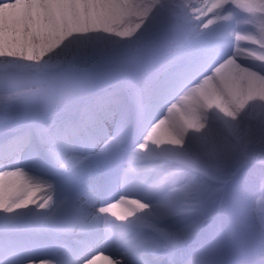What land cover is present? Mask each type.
Listing matches in <instances>:
<instances>
[{"label": "snow or ice", "instance_id": "snow-or-ice-1", "mask_svg": "<svg viewBox=\"0 0 264 264\" xmlns=\"http://www.w3.org/2000/svg\"><path fill=\"white\" fill-rule=\"evenodd\" d=\"M36 7L0 0V58L7 61L0 63V152L14 162L0 170V264H151L161 247L171 250L168 264H264V69L233 53L209 62L215 0L205 7L197 0H64L52 5L62 19L50 15L48 24L62 23L65 34L48 51L34 42ZM81 35L98 38L71 44ZM247 38L256 39V23ZM233 62L239 74L230 79L222 68ZM100 80L110 86L81 88L73 106L74 85ZM42 111L47 119L38 124ZM106 121H114L111 135ZM130 125L144 135L120 180L139 178L144 195L122 194L93 211L86 202L105 185L107 169L90 161L119 149ZM93 127L104 137L98 151ZM85 142L91 147L82 153ZM25 152L87 190L54 199L50 185L15 166ZM249 165L258 166L254 197L237 207L228 189ZM160 169L167 170L149 181ZM41 192L48 194L37 200ZM210 200L222 202L215 219L203 213ZM24 236L71 243H59L56 258L26 260ZM101 241L116 254L82 258Z\"/></svg>", "mask_w": 264, "mask_h": 264}, {"label": "bare ground", "instance_id": "bare-ground-1", "mask_svg": "<svg viewBox=\"0 0 264 264\" xmlns=\"http://www.w3.org/2000/svg\"><path fill=\"white\" fill-rule=\"evenodd\" d=\"M32 2H33V4L38 5V7L32 9V12H33L34 16L38 18L40 37L42 38V41L47 42L46 45H49L50 44V46L51 45L52 46L53 45L55 46L56 44H54V42L52 41V39L56 40L58 38V34L55 33L54 30H58L59 32H64L62 29H64L65 26L62 23H60V24L53 23V24L50 25V24H48V19H49V16L50 15H54L58 19H62V11H61V9H59V8H53L52 5H57V4L63 3L64 0H32ZM3 26H4V20H3L2 17H0V31H3ZM61 35H64V34H60V37H63ZM0 36H2V35H0ZM81 38H83V39H81ZM96 38H97L96 36L81 35L77 39H79V40L81 39V42H84V41H88L90 39H96ZM34 39H35V41L37 40L36 38H34ZM0 43H2V41H0ZM12 43L14 44L15 43V40H13ZM223 67L225 69V74L230 79L233 76L239 74L238 66L234 62L231 63V64H227V65H225ZM138 133H139V131H138ZM142 138H143V134H141L139 136L137 134V132H136V133H134V136H133L131 142H134V144L137 145V144H139L142 141ZM135 148H136V146H135ZM0 153H1V156L0 157L2 159L1 161L2 162L3 161L6 162V160H7V162H8V159L5 157V154H2V152H0ZM30 159L33 160V158L31 157V155L28 152H25L24 154L21 155V157L19 158L18 161L19 162H21L23 160L31 161ZM28 175L33 180H35V181L36 180H41V181H44V182H48V181H45V180H43V179H41L39 177L30 175V174H28ZM41 193L38 194L37 198H39V196H40ZM53 197H54V199H58L60 197V192H57L56 194H53ZM88 207H90L93 210V208L91 206H88ZM44 214L46 215L47 213H44ZM62 215H64L65 217H67V216H70L71 213L68 210H65L62 213ZM213 219H215V217H213ZM60 239L65 240L67 243H71L70 238H60ZM46 240H49V239H46ZM190 246H191V242L188 245H185L184 247L186 249V248H189ZM91 251H92V249H90L88 252H87V250H84L82 253H84V252L85 253H90ZM40 252L41 251H39V249H36L35 253L30 252V253H33V255L24 254V252H22V255H23V258L26 259V260H31V259L40 260V259H44V258H49V257H46L48 255L41 256L40 254H38ZM48 252L50 254H54V253L56 254L58 252V250H56L55 248L49 247L48 248ZM54 258H56V256ZM97 264H105V262L103 260H98L97 261Z\"/></svg>", "mask_w": 264, "mask_h": 264}, {"label": "rangeland", "instance_id": "rangeland-1", "mask_svg": "<svg viewBox=\"0 0 264 264\" xmlns=\"http://www.w3.org/2000/svg\"><path fill=\"white\" fill-rule=\"evenodd\" d=\"M120 26L122 27L123 25H120ZM54 32L58 34V38L56 40L52 39V41L54 42V44H57L62 39V37H60V34H65V32H59L58 30H54ZM0 35H2V31H0ZM61 36H63V35H61ZM81 39H83V38H81ZM81 39L80 40L75 39V40L71 41V44L74 45L76 43H79V42H81ZM34 41H35V39H34ZM35 42L38 44L39 49L42 51H48L54 46V45L50 46V44L46 45L47 42L42 41L41 37H39L38 41L36 40ZM84 42H86V41H84ZM58 58H59L58 56H51V57H48L47 59L50 62H54ZM2 62L7 63V61H3V58H0V63H2ZM86 86L90 87L91 90L95 91V90H98L102 87L110 86V82L100 80L93 85H85L84 83H80V84L73 86V88H72L73 94L78 93L81 88H84ZM51 103L52 102H50V104ZM46 119H47V111H42L36 117V122H40V121L42 122L44 120L46 121ZM257 167L258 166L249 165V166L245 167L244 169H242L241 172L239 173L238 177L236 178V180L233 181V184L229 186V189H228V192L230 194L229 198H230V200L234 206L238 207L240 204H242L244 202H251V200L253 199V197H254V184H255V172H256ZM166 170L167 169H162L160 171V173H162L163 171H166ZM181 179L182 178H180V177H176V178H174V182L178 183L181 181ZM36 181L44 184L45 186L50 185L51 186L50 191H51L52 195L56 194V192L58 191V188L54 184H50L49 182H44L41 180H36ZM47 194H48L47 192H42L40 194L39 198L41 196H45ZM39 198H37V200H39ZM221 207H222L221 201H219V200L211 201L210 200L205 204V206L203 208V213H204V215L213 218V217H216V214L220 211ZM20 211L28 212L29 210L23 209ZM5 215L6 214H4V213H0V221L3 220Z\"/></svg>", "mask_w": 264, "mask_h": 264}, {"label": "clouds", "instance_id": "clouds-1", "mask_svg": "<svg viewBox=\"0 0 264 264\" xmlns=\"http://www.w3.org/2000/svg\"><path fill=\"white\" fill-rule=\"evenodd\" d=\"M167 264H168V262H167Z\"/></svg>", "mask_w": 264, "mask_h": 264}]
</instances>
